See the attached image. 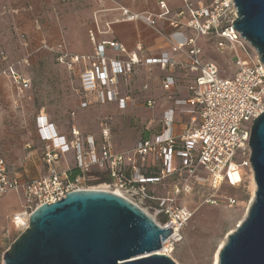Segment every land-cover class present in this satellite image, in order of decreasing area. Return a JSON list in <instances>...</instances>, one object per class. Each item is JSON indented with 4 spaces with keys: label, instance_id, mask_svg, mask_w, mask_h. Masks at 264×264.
<instances>
[{
    "label": "built area",
    "instance_id": "obj_1",
    "mask_svg": "<svg viewBox=\"0 0 264 264\" xmlns=\"http://www.w3.org/2000/svg\"><path fill=\"white\" fill-rule=\"evenodd\" d=\"M183 1L186 10L179 11L176 18L169 16L168 0H157L162 12L155 16L136 13L124 6H119V9L124 21L141 20L155 26L157 19L164 18L174 29L186 26L194 31L192 37L179 36L175 39L171 36L174 49L184 52L186 60L177 61L168 53H163L158 58H147L145 64L159 65L164 70L179 69L186 74L197 73L189 84L191 96L175 103L190 106L180 109V112L198 114L199 120L192 118L189 127L176 136L173 132L175 111L168 110L163 116L161 132L141 138L130 150L116 151L108 124L103 126L100 139L84 134L78 126L71 128L72 138H69L61 134L47 116L38 115L37 131L43 143L42 155L46 165L44 174L25 182L10 177L7 161L0 150V197L20 189L23 193L22 207L12 216L16 227L26 230L37 208L57 202L69 192L90 189L118 192V195L143 209L162 228L171 227L173 232L162 241L159 251L173 258L177 245L184 238L183 229L195 213L188 205L178 204L180 196L192 193L196 187L215 190L223 184L237 187L243 182L247 169L253 172L249 141L254 120L264 112V62L233 25L238 17L234 0H213L208 5L198 6L190 0ZM185 16L187 20L184 22L182 18ZM110 25V22L106 24V31L98 28V32H108ZM210 35L219 40L221 52L228 48L234 50V62L238 67L234 76L221 77L218 66L203 59L202 48L197 44L198 37ZM20 37L25 43V35ZM90 38L95 46L93 54L72 55L59 49L56 50L58 62L71 66L90 62L91 70L86 71L82 81L83 90L94 88L99 103L118 102L121 108H126L132 96H121L115 87L117 76L131 71L134 65L142 64L141 60L135 54L127 61L110 57L108 50L123 53L124 46L115 41L97 42L94 33L90 34ZM238 47L247 61L240 56ZM0 58L8 61L3 50L0 51ZM7 71L14 83L30 86V79L21 76L14 66H9ZM175 83V77L167 75L162 86L170 90ZM88 105L85 99L78 110ZM146 105L153 107L154 101L148 99ZM75 114L76 111H73L72 115ZM239 149L245 159L236 164L233 159ZM70 152L75 153L76 165L65 169L60 162L62 156ZM73 168L78 169L80 174L71 178ZM149 168H156L157 174L145 173ZM96 173H104L109 181L97 187L91 186L92 179L98 178ZM163 181L165 192L156 195V189L152 187ZM209 201L216 202L210 198ZM228 202L234 205L237 200L230 197Z\"/></svg>",
    "mask_w": 264,
    "mask_h": 264
},
{
    "label": "rangeland",
    "instance_id": "obj_2",
    "mask_svg": "<svg viewBox=\"0 0 264 264\" xmlns=\"http://www.w3.org/2000/svg\"><path fill=\"white\" fill-rule=\"evenodd\" d=\"M210 1L207 0L208 3ZM0 3V11L13 6L11 0H0ZM155 3L156 11L160 13L157 1ZM35 5L36 0H23L15 7L21 14H33L35 17ZM3 16L8 17L7 14ZM35 21L39 22L38 19ZM218 41L211 35L199 36L197 44L202 48V57L218 66L221 77H232L238 68L234 62L235 52L229 48L221 52ZM1 50L8 54L5 49ZM238 52L247 61L240 47ZM21 57L17 47L12 54L9 52L7 62L0 60V150L7 161L10 177L25 182L46 172L42 155L43 143L35 123L36 116L41 111L48 114L61 133L69 138H72L71 128L77 125L84 134L100 139L103 126L108 124L116 151L130 150L146 133L152 135L159 131L161 114L154 98H150L149 90H152V86L154 89L155 84L159 85L161 76L156 68L148 70L146 66L149 64L139 63L132 66L131 71L117 76L115 87L121 96L132 95L129 105L121 108L118 102L99 103L96 89L90 88L92 86H88L90 89L87 91L83 90L82 81L86 71L91 70L90 62L71 66L56 61L55 56L51 57L54 62H27L24 59L21 61ZM9 66H14L21 76L30 79V86L23 87L14 83L11 78L9 80L6 77L9 76ZM85 99L89 103L88 107L78 110V105ZM148 99L154 101L153 107L146 105ZM25 102L22 111L19 108ZM73 111H76L75 115H72ZM244 159L245 156L239 149L233 161L240 164ZM60 164L64 168L75 166V153L63 155ZM97 179H92L90 185L97 187L98 184L109 181ZM164 185L163 181L152 187L156 189V195L164 194ZM256 190L254 173L247 169L243 182L237 187L227 184H223L218 190L196 187L192 193L182 194L178 204L188 205L195 213L183 229L184 238L177 245L173 259L178 264H214L220 245L246 218ZM230 197L237 200L236 204H229ZM209 198L216 202H210ZM0 199V264H4L6 251L23 232L12 222V216L21 209L24 198L20 189L9 191Z\"/></svg>",
    "mask_w": 264,
    "mask_h": 264
},
{
    "label": "water",
    "instance_id": "obj_3",
    "mask_svg": "<svg viewBox=\"0 0 264 264\" xmlns=\"http://www.w3.org/2000/svg\"><path fill=\"white\" fill-rule=\"evenodd\" d=\"M234 3V27L264 62V0ZM249 145L255 199L228 235L219 264H264V112L253 122ZM172 232L116 193L78 190L37 208L6 251L4 264H178L158 252Z\"/></svg>",
    "mask_w": 264,
    "mask_h": 264
},
{
    "label": "crops",
    "instance_id": "obj_4",
    "mask_svg": "<svg viewBox=\"0 0 264 264\" xmlns=\"http://www.w3.org/2000/svg\"><path fill=\"white\" fill-rule=\"evenodd\" d=\"M11 1L13 6L10 9L0 11V36L2 38L0 49L3 48L8 54L9 52L12 54L18 47L22 55L21 61L24 59L27 62H51L53 60L52 56H55L56 61H58L56 50L59 49L72 55L93 54L95 46L90 38L91 33L96 35L97 42L115 41L124 46L125 52L123 53L114 50L107 51L108 55L113 58L118 57L127 61L135 54L142 64L146 65L145 60L147 58H158L163 53H168L177 61H183L186 60V56L184 52L174 49L171 36L176 39L179 36L192 37L195 34L192 29L186 26L178 29L172 28L168 20L164 18L157 19L155 26L141 20H122V12L119 6H124L136 13L155 16L162 12L161 9L160 13L156 11L155 2L157 0H36L35 17H33V14H21L17 10L15 5L19 6L23 0ZM190 1L194 6H198L200 4L208 5L213 0L209 3L207 0ZM168 2L171 18H176L179 11L186 10V4L183 0H168ZM5 14L8 17H4ZM35 19H38L39 22ZM182 20L185 22L187 16L183 17ZM109 22L111 25L108 32H98V28L101 31H106V24ZM22 34L26 37L25 43L20 37ZM146 68L148 70L149 68L158 69L161 76L159 85L155 84L154 89L152 86V90H149L150 98H154L159 114H161L160 129L154 134L162 131L164 113L168 110H174L173 132L174 135L179 136L189 127L192 118L195 117L197 121L199 120L198 114L180 112V109L191 108L190 106L175 103L176 100H186L191 96L189 84L195 79L197 73L189 72L186 74L179 69L171 68L164 70L159 65H148ZM167 75H173L176 80L175 85L170 90H165L162 86V81ZM6 77L10 80L9 76L6 75ZM25 104L26 102L22 103L18 108L23 111ZM40 114L47 116L48 120L54 123L61 133L57 124L48 114L41 111L37 116Z\"/></svg>",
    "mask_w": 264,
    "mask_h": 264
},
{
    "label": "trees",
    "instance_id": "obj_5",
    "mask_svg": "<svg viewBox=\"0 0 264 264\" xmlns=\"http://www.w3.org/2000/svg\"><path fill=\"white\" fill-rule=\"evenodd\" d=\"M150 136H152V135H148V134L146 133V135L143 136L142 138H149ZM145 173L150 174V175H156V174H157V171H156V168H154V169L149 168L147 171H145ZM78 174H80V172H79V170L76 169V168H73V169L70 171L71 178H74V177L77 176ZM95 176H97L98 179H100V180L97 179L98 181H102V180L104 181L105 179H108L107 176H106L105 174H100V173L97 174V173H96ZM102 176H103V177H102ZM104 176H106V177H104Z\"/></svg>",
    "mask_w": 264,
    "mask_h": 264
},
{
    "label": "bare ground",
    "instance_id": "obj_6",
    "mask_svg": "<svg viewBox=\"0 0 264 264\" xmlns=\"http://www.w3.org/2000/svg\"><path fill=\"white\" fill-rule=\"evenodd\" d=\"M116 194H119V193L117 192ZM254 199H255V195L253 196V198H252V200H251V205H252ZM251 205H250V206H251ZM250 206H249V208H250ZM248 211H249V209H248ZM248 211H247V214H248ZM239 225H240V224H239ZM232 232H233V231H232ZM232 232H231V233H232ZM226 241H227V240H226ZM226 241H224V242L220 245L218 251L216 252L215 259H214V264H219V254H220V250H221V248L224 246V244L226 243ZM158 252L160 253V251H158Z\"/></svg>",
    "mask_w": 264,
    "mask_h": 264
}]
</instances>
